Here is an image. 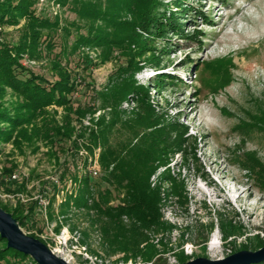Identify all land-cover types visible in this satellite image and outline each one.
Listing matches in <instances>:
<instances>
[{
    "label": "rangeland",
    "instance_id": "1",
    "mask_svg": "<svg viewBox=\"0 0 264 264\" xmlns=\"http://www.w3.org/2000/svg\"><path fill=\"white\" fill-rule=\"evenodd\" d=\"M26 1L29 15L57 26L37 28L38 47L22 54L21 66L48 90L60 72L70 74L75 90L70 101L24 108L22 116L31 114L28 122L11 142L0 143V206L35 208L34 224L23 231L39 236L70 264H181L178 256L217 260L244 251L247 238L264 240V184L237 162L240 155L257 153L264 164V130H234L247 112L264 105V0H159L158 11L180 18L182 35L152 24L151 35L141 31V21L153 19L150 0ZM18 15V23L0 26V42L18 44L28 35L32 45L33 23ZM160 76L175 78L157 85ZM5 89L0 103L13 116L27 101ZM108 151L141 156L130 175L160 189L167 231L148 235L160 250L163 240L168 252L152 262L125 260V253L107 245L102 227L110 221L73 205L86 176L92 181L89 206L109 187L114 164L105 170ZM9 174L17 180L11 176L10 182ZM22 183L25 190L18 191ZM116 197L110 207H118ZM119 221L130 226L127 217ZM229 221L246 235L235 230L225 239L221 225L229 232Z\"/></svg>",
    "mask_w": 264,
    "mask_h": 264
},
{
    "label": "trees",
    "instance_id": "2",
    "mask_svg": "<svg viewBox=\"0 0 264 264\" xmlns=\"http://www.w3.org/2000/svg\"><path fill=\"white\" fill-rule=\"evenodd\" d=\"M161 5L162 3L159 0H150L149 11H151V13L153 12V19H150L151 22L147 18L142 20L140 25H143L146 29L141 28V31L151 35L152 24L153 26H157L156 29H162V33H165L162 28V26H165L166 30L169 29L175 34L182 35V33L180 34L182 31L180 18L176 17L172 12H169L167 15L165 10L164 13L158 11ZM30 6L31 3L26 0L17 4H15L13 0H0V26L18 23L15 17L18 14V16L21 17L25 16L33 23L31 25L33 33H31L32 40L30 43L32 45L27 43L28 35H24L23 37L25 42H23L21 37L18 44L9 45L8 43L0 42V95L2 94L1 97H3L6 90L5 88L9 87L16 95L26 99L27 101V105H20L15 109V114L13 116L5 110L3 105L0 103V124H8V127L0 126V143L11 142L15 131L28 122V118L31 114L28 115V117L22 116L24 108L35 111L38 108L49 106L54 102L63 103L64 101H70L68 96L75 90L70 74L65 75V73L60 72L59 75H57L58 79L53 83H49L51 86L48 90L38 81L40 80L39 77H35V75L29 73L21 66L19 61L22 54L27 51L34 52L38 47V39L40 40L41 36L36 31L37 28H40L41 30L55 31L57 26V23L55 22L37 20V18L33 17V15H29ZM143 14L144 13L142 12V15ZM133 26V24H130L128 29ZM137 36H140V34ZM81 40L84 41V38ZM52 44L53 41L50 40L47 47L50 49L53 48L54 46ZM13 52L16 54L15 57L12 55ZM53 69L58 71L60 67L55 65ZM24 74H28L29 76L26 78H20V76ZM174 78L175 77L167 76L166 79H163V76H160V80L157 82V85L163 83L164 80L173 82ZM117 100L118 97L113 98L115 103ZM257 109L259 112L257 110L255 114L250 115V112L246 113L249 120H239V123L235 126V132L241 131L247 135L254 128L264 130V105L263 107L262 105H258ZM242 142L244 145L247 143L244 138L242 139ZM179 145H181V142ZM108 156L109 157H104L105 159L103 158V162L105 163L104 167L106 168L105 170H108L110 168L109 166L114 164L113 169L108 172L106 179L109 187L102 190L101 193H99V199L94 201L92 206H89V201L86 199V196L89 195L90 188L92 187V181L89 176H86L81 181L83 184L82 193L79 198L74 200L73 205L75 207L82 206L85 209L88 208L89 210H94L99 217L110 221L109 223H104V226L102 227L107 245L110 249H113L114 252L116 249L118 252L125 253V260L130 258L137 259L140 257L144 262H152L158 255L168 252L167 245L163 243V240L159 243V246L163 248V250H160L158 249V245L153 243L152 237L148 235V233L157 234L166 228V225L161 220L160 214V205L162 202L160 189H152L150 188V185H146V183L143 184V182L140 183L137 180H134L130 175V171L135 169L133 168L135 164L141 166V156L139 157L137 154H134L132 158H121L111 151H108ZM256 156L257 153H247L245 156L240 155L237 158V162L243 171H250L254 173L257 179L264 184V164L261 163ZM11 176L12 174L6 176L9 178L10 182ZM176 184L177 183H173V186H176ZM20 190H25L24 183L19 186L18 191ZM6 191L11 193L13 192L11 189H6ZM120 191H125L124 199L120 198L123 196ZM114 194L118 195V197H116L118 207H110L109 205V200ZM68 205H71L70 200L66 206L68 207ZM0 207L6 212L11 213L13 217L17 219L21 228L29 226L30 223L32 225L34 224L32 222V218L35 215V208H31V210L26 212L22 205L17 206L13 209V211H9L3 206ZM122 217H127L131 220L129 227L123 225L122 221H119ZM225 225L226 224L224 223L221 225V230L225 239L228 235L237 234L234 233L235 230L240 232L241 235H246V229H241L231 221L227 223V226L229 225L230 228L229 232L228 230H225ZM110 226L113 228L110 229ZM231 231H233V233ZM28 235L41 240L37 235L31 233ZM253 237L247 238L249 240V245L243 246L245 250L257 251L264 247V240L262 237L260 239V236H257V239L254 241L251 240ZM177 258L181 264L190 260L184 256H178ZM27 260L36 264L31 257L16 250L7 248V241L0 237V264H26ZM159 260H161V258H159L158 261ZM259 264H264V262Z\"/></svg>",
    "mask_w": 264,
    "mask_h": 264
},
{
    "label": "water",
    "instance_id": "3",
    "mask_svg": "<svg viewBox=\"0 0 264 264\" xmlns=\"http://www.w3.org/2000/svg\"><path fill=\"white\" fill-rule=\"evenodd\" d=\"M0 237L7 248L31 257L36 264H70L57 256L41 240L26 234L17 219L0 207ZM264 262V247L257 251H240L224 259L196 258L183 264H259Z\"/></svg>",
    "mask_w": 264,
    "mask_h": 264
},
{
    "label": "built area",
    "instance_id": "4",
    "mask_svg": "<svg viewBox=\"0 0 264 264\" xmlns=\"http://www.w3.org/2000/svg\"><path fill=\"white\" fill-rule=\"evenodd\" d=\"M92 174V173H91ZM95 175H98L97 172H94ZM12 180H17V176L16 175H13L12 176ZM47 207V206H46ZM46 207H44L43 209L46 211ZM54 252V251H53ZM55 253V252H54Z\"/></svg>",
    "mask_w": 264,
    "mask_h": 264
},
{
    "label": "bare ground",
    "instance_id": "5",
    "mask_svg": "<svg viewBox=\"0 0 264 264\" xmlns=\"http://www.w3.org/2000/svg\"><path fill=\"white\" fill-rule=\"evenodd\" d=\"M211 248L214 250L215 249V240H213L212 242H211Z\"/></svg>",
    "mask_w": 264,
    "mask_h": 264
}]
</instances>
